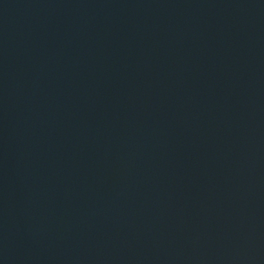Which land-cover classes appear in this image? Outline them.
<instances>
[{"label": "water", "instance_id": "water-1", "mask_svg": "<svg viewBox=\"0 0 264 264\" xmlns=\"http://www.w3.org/2000/svg\"><path fill=\"white\" fill-rule=\"evenodd\" d=\"M0 264H264V0H0Z\"/></svg>", "mask_w": 264, "mask_h": 264}]
</instances>
